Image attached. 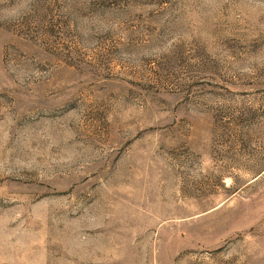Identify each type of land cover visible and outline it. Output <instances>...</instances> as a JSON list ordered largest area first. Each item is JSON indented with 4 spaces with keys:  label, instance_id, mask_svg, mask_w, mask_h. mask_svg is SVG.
Segmentation results:
<instances>
[{
    "label": "rangeland",
    "instance_id": "1",
    "mask_svg": "<svg viewBox=\"0 0 264 264\" xmlns=\"http://www.w3.org/2000/svg\"><path fill=\"white\" fill-rule=\"evenodd\" d=\"M0 264H264V0H0Z\"/></svg>",
    "mask_w": 264,
    "mask_h": 264
}]
</instances>
